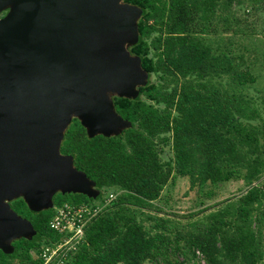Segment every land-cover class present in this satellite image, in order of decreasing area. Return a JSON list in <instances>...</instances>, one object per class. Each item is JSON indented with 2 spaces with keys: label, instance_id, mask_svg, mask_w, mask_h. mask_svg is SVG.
I'll return each mask as SVG.
<instances>
[{
  "label": "trees",
  "instance_id": "1",
  "mask_svg": "<svg viewBox=\"0 0 264 264\" xmlns=\"http://www.w3.org/2000/svg\"><path fill=\"white\" fill-rule=\"evenodd\" d=\"M126 1L144 9L131 50L155 78L135 98L114 96L118 112L132 121L121 133L91 136L78 117L66 129L61 151L116 193L89 220L66 264H191L197 252L207 264H264V85L246 52L232 48L240 32L232 27V18L240 21L234 8L264 0ZM218 19L233 34L223 36ZM178 175L202 189L242 179L244 190L186 220L154 211ZM66 200L92 203L82 192L54 199ZM11 204L32 220L43 243L60 238L50 225L54 207L35 211L21 197ZM13 244L12 252L0 248V264H42L38 239Z\"/></svg>",
  "mask_w": 264,
  "mask_h": 264
},
{
  "label": "water",
  "instance_id": "2",
  "mask_svg": "<svg viewBox=\"0 0 264 264\" xmlns=\"http://www.w3.org/2000/svg\"><path fill=\"white\" fill-rule=\"evenodd\" d=\"M4 7L10 10L0 18V248L12 252L14 239H40L12 200L21 197L39 211L55 207L57 190L95 195L96 181L61 151L72 118L91 136L121 133L132 121L109 92L137 97L149 71L131 50L141 37L144 9L137 3L0 0Z\"/></svg>",
  "mask_w": 264,
  "mask_h": 264
},
{
  "label": "rangeland",
  "instance_id": "3",
  "mask_svg": "<svg viewBox=\"0 0 264 264\" xmlns=\"http://www.w3.org/2000/svg\"><path fill=\"white\" fill-rule=\"evenodd\" d=\"M7 7V6H6ZM249 8V9H248ZM5 11V7L0 9V15ZM237 16L240 17V21H236V18H232V27L234 29H240V32L233 34L234 29H225V22L218 19L215 24L221 29L223 36H230L233 34L232 48L236 51H245L248 55V60L254 62L252 66L255 72H258L261 76L259 80V87L264 85V3H246L236 6L234 8ZM227 30H229L227 32ZM208 35L214 38L215 32L212 31ZM263 75V76H262ZM148 80H152L155 76L149 72ZM148 81V82H149ZM117 93L110 91L109 95L112 98ZM140 93L138 94V96ZM123 126L120 130H123ZM170 151L165 153L168 156ZM244 181L242 179L230 180L221 184L220 186L206 185L203 189L200 186L191 187L190 179L188 175H178L170 179L165 188L163 189L161 196L155 200L157 207L154 211H160L162 214L180 218L186 220L192 212L197 213L203 210L207 205L214 204L227 197L239 194L244 190ZM214 188V193L210 194L208 188ZM95 195L90 196L92 203L99 206H104L106 203L111 202L108 200L109 192L112 190H106L100 185H94ZM60 192L57 190L54 194ZM55 204V203H54ZM206 210L203 213L196 214L194 217H203ZM149 223L150 221H145ZM41 238V237H40ZM15 264H23L18 259H14ZM191 264H207L203 258L202 253H198L196 257L191 259ZM149 264H153L148 261Z\"/></svg>",
  "mask_w": 264,
  "mask_h": 264
},
{
  "label": "built area",
  "instance_id": "4",
  "mask_svg": "<svg viewBox=\"0 0 264 264\" xmlns=\"http://www.w3.org/2000/svg\"><path fill=\"white\" fill-rule=\"evenodd\" d=\"M116 193L111 191L108 200L114 199ZM94 203L71 202L69 200L56 205L50 220L51 227L60 234V238L40 246L42 264H66L69 253L74 252L85 239V229L102 208Z\"/></svg>",
  "mask_w": 264,
  "mask_h": 264
},
{
  "label": "flooded vegetation",
  "instance_id": "5",
  "mask_svg": "<svg viewBox=\"0 0 264 264\" xmlns=\"http://www.w3.org/2000/svg\"><path fill=\"white\" fill-rule=\"evenodd\" d=\"M9 10H10V8H7V9H5V11L0 15V18H3L8 12H9ZM58 195V194H57ZM57 204H56V201H55V206H56ZM43 237V236H42ZM39 241H40V246L41 245H43V241L42 240H44V238L43 239H38Z\"/></svg>",
  "mask_w": 264,
  "mask_h": 264
}]
</instances>
